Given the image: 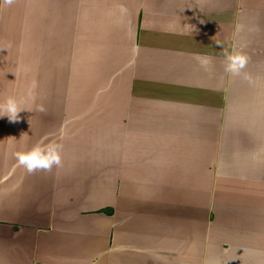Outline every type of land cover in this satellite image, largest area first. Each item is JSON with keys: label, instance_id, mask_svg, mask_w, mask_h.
Wrapping results in <instances>:
<instances>
[{"label": "crops", "instance_id": "0c3cea01", "mask_svg": "<svg viewBox=\"0 0 264 264\" xmlns=\"http://www.w3.org/2000/svg\"><path fill=\"white\" fill-rule=\"evenodd\" d=\"M0 264H264V0H0Z\"/></svg>", "mask_w": 264, "mask_h": 264}]
</instances>
